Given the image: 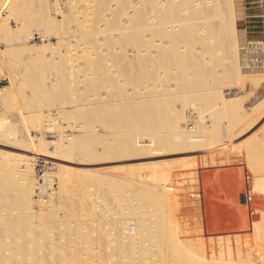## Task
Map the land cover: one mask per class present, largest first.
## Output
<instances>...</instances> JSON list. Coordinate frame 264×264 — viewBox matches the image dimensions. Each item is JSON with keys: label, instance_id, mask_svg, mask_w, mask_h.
I'll list each match as a JSON object with an SVG mask.
<instances>
[{"label": "rangeland", "instance_id": "374dc122", "mask_svg": "<svg viewBox=\"0 0 264 264\" xmlns=\"http://www.w3.org/2000/svg\"><path fill=\"white\" fill-rule=\"evenodd\" d=\"M111 1L0 0V18H10L8 27L0 29V76L6 80L3 88L14 85L13 90L7 92L8 97L3 99L5 104L0 111V119L9 120L11 125L5 137L0 138V174L5 168L8 172H3V176L13 173L10 165L7 166L9 158L5 155L9 154L11 162L17 165L13 168L23 169L21 176L30 178L34 186L31 207L17 197L16 179L10 182L8 175H0V264H20L22 250L27 251L26 248L38 250L44 256L43 264L129 263L124 256L135 251L128 247L123 253L120 245L151 248L157 242L152 239L150 245L151 230L149 236L145 227L142 228L143 237L133 238L143 223L142 216L153 214L158 208L161 215L163 207L168 211L163 210L162 214H171L169 199L162 202L157 197L156 205L151 204L153 201L149 203L150 191L148 194L146 189L156 188L155 184L180 189L174 198L171 197V202H175L172 210L188 230L187 236L198 242L193 244L197 248L192 253L197 252L200 256L199 247H206V264H264V104H260L264 101V84L250 79L243 81L235 73L225 75L217 61L204 67L206 73H214H210L213 74L211 87L202 90L198 86L201 90L197 87V91L184 87L188 78L195 82L196 70L193 68L184 71L181 67L174 75L170 74L176 67L173 61L166 60L170 63L164 64L166 61L160 60L164 66L160 61L159 64L154 62L158 65L156 68L151 62L146 71L148 60L145 58L140 65L141 60L137 62L133 56L137 48L130 43L134 38L131 37L132 30L137 25L136 40L143 46L147 43V48L152 47L148 49L156 50L157 45L153 48V42H147L151 39V32L145 29L146 7L138 3L139 14L145 15L141 14L144 18L135 24V0ZM232 7L236 14L239 62L247 56L258 61L264 56L260 53L264 49V0H232ZM121 23L129 26L132 33L127 34L132 41L116 30L114 24ZM41 31L50 39L47 40ZM28 36L31 38L27 39ZM60 36L65 39L60 41ZM27 42L43 50V61L36 48H31ZM156 42L159 43V39H155L154 44ZM232 44L230 54H233ZM143 46L139 44L137 47L143 50ZM87 55L92 59L99 56L109 58L107 64L111 66L107 65L105 74L92 71L89 64L93 61H87ZM131 55L135 58L134 63L127 66L134 59ZM127 58L131 59L130 62ZM255 65L258 64L242 66L241 69L250 70ZM137 67L142 69L140 73ZM141 71L143 79L139 78ZM147 74H150L149 78ZM152 74H156L155 77ZM161 82L170 83L173 91L163 95L165 103L162 101L160 106L150 108L145 104L152 97L148 91L155 90V85H162ZM2 93L5 94V90L2 89ZM204 93L211 94L214 103L218 102V105L215 103L216 111L213 106L204 114L207 120L212 119L210 131L216 135L213 137L209 132L206 136L209 141L203 139V143H194L197 147L192 144V147L189 144L183 146L168 130L169 114L176 107L185 108L187 123L184 126L189 127L192 119H199L201 102L196 96ZM220 93L224 95L225 103L235 101L236 105L232 109L224 104L222 107ZM185 97L190 101L183 102L187 99ZM184 103L186 105L182 106ZM254 106L258 111L253 110ZM62 107H72L73 110L70 114H58L57 109ZM212 110L218 115L211 117L214 115ZM215 122L218 124L216 129ZM232 124L239 129H227V132L226 127L235 128ZM80 125L84 126L80 127L81 133L79 128L76 130ZM212 125L215 130L211 129ZM156 132L162 137L155 146L159 148L161 145L157 152L142 150L133 158L129 151H117L122 149L121 144L127 138L134 142L139 134L143 136L141 139H147L145 135ZM57 137L66 141L76 138L77 142L69 150L62 151L42 140ZM214 139H220L216 140L218 144ZM41 161L44 173L39 172L36 165ZM27 162L29 166L26 168ZM37 187L41 188L40 196ZM237 192L242 203L239 207L234 203ZM247 193L253 197L250 203L245 200ZM149 207L155 208L153 212L147 211ZM158 210L156 214L159 215ZM117 219L121 222L130 220L125 226L123 224V229L128 230L132 238L124 239V232L118 235L113 225ZM30 237L35 241L32 242Z\"/></svg>", "mask_w": 264, "mask_h": 264}, {"label": "bare ground", "instance_id": "6f19581e", "mask_svg": "<svg viewBox=\"0 0 264 264\" xmlns=\"http://www.w3.org/2000/svg\"><path fill=\"white\" fill-rule=\"evenodd\" d=\"M112 1H114V0H112ZM138 3L144 4L143 6L146 7L145 9L147 10V12L143 9L144 10V13L147 16V17L144 16L145 17V20H146L145 21L146 22L145 23V27H146L145 29L150 30L151 33L149 34V37L151 38L150 40H152V41L148 40L147 42L148 43L153 42V45H151V46H153V48H155L154 46L157 45V47L155 48L156 49L155 51H153L152 49H148V48H152V47L149 46L147 48V46H146L147 43L146 42H145L146 44L144 43L145 44L144 45L145 46V49L142 50V48L137 47V46H139V44H141L143 46V44L139 40H136L137 38H135L136 37L135 35L138 32L137 25L134 28V30H132V32L134 34V35L133 34L131 35V37H134L133 38V41H132V38L127 34V33L130 32L129 31L130 28H129V26H127L128 25V22H126L127 25H124V23H125L124 22L123 25L121 23V25L120 24L119 25H115L114 24V26H116V30L119 33L121 31V33H122V34L120 33L121 35H123V36L125 35L124 38L126 37L127 38L126 40L132 41L130 43H133L132 45L134 47L136 46L137 49H135L136 51L133 50L134 51L133 52L134 53L133 56L136 58L137 62H138V60H141V62L139 61L140 65H141L144 62V59L145 58H146L145 60H148L147 63H146V71H148L147 70V68H148L147 66L149 65L148 63H150V65H152L151 62L152 63H154V62L157 63L160 60H163V61H166V60L169 61V60H171V62L173 61V66H176V67H173V69L171 70L174 73H170V74H174L175 75V73H177L179 71L178 69L181 68V67L184 69V71L187 68H193V69L196 70V74L194 76V77H196L195 78V82H190V81H194V80H192L190 78H188V80H187V77H186V79L184 78L185 81L187 80V83H188V81L191 83V84L190 83L189 84L186 83V85L184 86L186 88V90H188V89L193 90V89L197 88L198 86L202 87V90H204L205 88L206 89L207 88L209 89L211 87L212 81H213V78L211 76L214 74L213 71H210L209 73H206L207 70L204 69V67H207L212 62L217 61L218 66H221L222 67L225 75L226 74L227 75H230L231 73H233V74L235 73L236 74V77L242 79L243 81L246 80V79H248V80L250 79L254 83L264 84V56L263 55L259 57V61H260L261 66L252 67V69H250V70H243V69H241L242 66L245 67V68L248 67V66L251 67V61H253V59L252 58H249L247 56L245 59L243 58L239 62V53L240 52H238V48H237V45H238L237 41H238L239 38H238V33H237L238 31H237V28H236V14H235V12L233 10V7H232V0H135L134 3H133L134 4V6H133V8H134L133 17H134L135 22H136L135 24H137V21L138 20H140L141 18H144L143 16L142 17L140 16L141 14L142 15H145L143 13L139 14V12H138L139 11L138 10L139 9L138 8ZM109 11H112V10H109ZM8 18L7 19L6 18H2V19L0 18V29H2L3 27H5V28L8 27ZM134 19H133V21H134ZM9 27H10V25H9ZM229 27H230V30H229ZM37 32H38V30H37ZM132 32H130V34ZM42 33H43V36H44V33L45 32L44 31L43 32L41 31V34ZM155 35L156 36L159 35V37L157 36L158 38H155L156 37ZM127 36H129V37H127ZM39 37H40V35H39ZM44 37L47 38V40L50 39L49 38V35H45ZM30 38H31V36H28L27 39H30ZM128 38H131V40L128 39ZM58 39L61 41L62 39H65V37L60 36ZM155 39H159V43L156 42V44H154ZM135 42H138V43L135 44ZM231 42L234 44L233 54L231 53L232 55L229 53V51H230L229 46H230V44H232ZM27 43H29V42H27ZM249 43H251V42H249ZM233 44H232V46H233ZM29 45L31 46V48H36L35 50L42 57V59H40V60L43 61V58H45V56H44L45 54H43V55L41 54L43 50L42 49H37V48H40V47H36V45H34L32 43H29ZM125 45H126V43H125ZM148 45H150V44H148ZM253 48H254V46H253ZM125 50H124V52H125ZM263 50L264 49H262V52H260V51H258V52L264 54V51ZM254 52H256V51H254ZM143 53H145V55L143 56V58L142 59H138V58H141V56H142ZM33 54H35V53L33 52ZM103 54L106 55L105 53H103ZM108 54H109V52H108ZM115 54H116V52H115ZM65 55H64V57H65ZM217 55H220V57L217 56ZM247 55H249V54H247ZM88 56L89 55H87V61L90 60L89 61L90 63L93 61L91 64H89V68L90 69H93L92 71L95 70V71L100 72L101 74H105L106 72H104V71H106V69L108 67L107 65H109L107 63H109V61L111 59L110 60H109V58L108 59H105L104 56H101L102 58L99 56L100 58L98 57V58L92 59V57H90V56L88 57ZM111 56L113 57V55H111ZM31 57H32V55H31ZM106 58H107V56H106ZM135 58L132 60L131 63L126 64V65L127 66H130V64L133 65ZM67 60H69V58H67L66 61ZM71 60H73V59H71ZM128 60L130 62L131 59L130 58H127V61ZM66 61H65V63H66ZM167 61H166V63L165 62H163V63L164 64H169L170 62L167 63ZM160 62L164 66V64L162 63V61H160ZM156 63H154V66L155 67H156L157 64H159V63H157V64ZM217 63H216V65H217ZM110 66L111 65H109V67ZM122 66H124V65H122ZM168 66H170V65H168ZM138 68L139 67H137V69ZM141 68H142V66H141ZM141 68H139L138 71L139 70H142ZM88 69H87V71H88ZM114 70H115V67H114ZM152 70H153V68H152ZM143 71H145V69ZM143 71H141V74H140L139 78L141 77L143 79V77H144V76L142 77ZM149 71H151V69ZM109 72H111V71L109 70ZM211 72L213 73L212 75L210 74ZM139 73H140V71H139ZM139 73H138V75H139ZM143 75H145V77H146V73L145 72H144ZM149 75H148V78H149ZM152 75H154V77H155L156 74H152ZM55 80H56V78H55ZM196 81L198 83H200V84H198V85L197 84H193V83H196ZM243 81H241V82H243ZM57 83H58V81H57ZM161 84L162 85H159V84L155 85L156 88L154 86H152L153 88H155V90L153 89L154 91L153 90H149V88H148V90H149L148 91V95L151 97V94H152V97L151 98L149 97L150 99L147 100V101H146V99L145 100H142L143 102L146 101L145 104H147L148 107L154 108L155 106L156 107L158 105L160 106V103H162V101L165 103L164 99L162 98L163 95H166V94H168V92L173 91L172 90L173 89V86L170 83H168V84L167 83L166 84L164 83L163 84L161 82ZM13 86L14 85L12 84L10 87L7 86V87H4V88L3 87L1 88L0 111H1V109L3 107V105L5 104V102L3 101V99L8 97L9 94H7V92L11 88L13 90V88H14ZM200 87H198V88L201 90ZM2 89L5 90V94L2 93ZM195 90L197 91V89H195ZM131 94H132V92H131ZM222 95L223 94L220 95V100L222 99L221 100L222 107H223V104H224V105H226L227 108H231L232 109L236 105L237 102H235V101H230V102L228 101L227 102L226 101L227 103H225L224 102V97H223L224 95L223 96ZM126 96L128 97L127 94H126ZM187 97H185V98H187ZM196 97H198L199 98L198 100H200V102H201V104H200L201 105V109H198V112H199L198 115L199 116H197V117H199V119H197V120H195V119L193 120L192 119L191 120L192 122H190V124L192 126L190 125L189 126L190 128L189 127H185L186 126L185 124L187 123L186 122L187 121V114L185 112V108H183V107L181 108V106H180V108H177L176 107L169 114L170 115V118H169V121H168V127L170 129H168V128L167 129L171 131V135H173V136L176 137L177 142L179 141V144H180V142L183 143V144H181L183 146H184V144H189V145L192 144L193 147H195L196 145L194 146V143H198L199 144V142H201L203 139L206 140V136H208L209 134H211L213 137H214V135H216L215 132L212 134L211 131H210V125L212 124V123L210 124V121H212V119L210 121L207 120L206 119L207 116H205L206 115L205 112H206V110L213 109L215 107V105H216L215 103H217V105H218V102H215L214 103L213 100H212V98H211L212 97L211 94H208V93H204L203 95L196 96ZM123 98H124V96H123ZM188 99L190 101V98H187V99L183 100V102L184 101L185 102H188L187 101ZM142 101L140 102L141 105L143 103ZM140 103H138V104L140 105ZM219 103H220V101H219ZM136 104H137V102H136ZM145 104H143V105H145ZM260 104H264V101L261 102ZM164 105H162V106H164ZM185 105H186L185 103H184V105L182 104V106H185ZM258 105H256V106H258ZM220 106H219V109L222 108ZM102 107H103V105H102ZM147 108H145V109H147ZM71 109L73 110L72 107H62V108H58L57 110H58V114H59V112L60 113L63 112L65 114H68L71 111ZM103 109H105V108H103ZM216 109H217V107L214 108L215 111H216ZM224 109H225V107H224ZM137 110H139V109H137ZM214 110H212V111H214ZM253 110L255 112H256V110L258 111V109H256L255 106H254V109ZM215 111L212 112V114L214 113V115H211V117L212 116H215V115L216 116L218 115ZM209 112L210 111H207L206 113H209ZM125 113L126 112H124L123 114H125ZM145 113H147V112L145 111ZM126 114H128V113H126ZM133 114H134V112H133ZM214 120L215 121H218L216 119H214ZM9 123H10L9 120H6L5 118L4 119H0V138L5 137V133L7 132L6 131L7 128H10V126H11ZM222 123H223V121H222ZM222 123H220V124H222ZM217 125H216V122H215V124H214L215 127L212 125L211 126L212 127L211 129H213V127L216 129V126ZM229 125H231V123ZM236 125H237V123H236ZM82 126L81 125L80 126H76L77 127L76 130H78V128H79L80 133L82 131V129H80V127L82 128ZM220 126H219V130H222V129H220L221 128ZM234 127L235 128H227L226 127V131L227 132H228V130L231 131L230 129H232V131L233 130H236L237 127L236 126H234ZM215 129H213V130H215ZM237 129H239V128H237ZM167 132H169V131H167ZM224 132H223V134H224ZM86 133H88V132H86ZM231 133L232 132H229L228 134H231ZM154 134L152 133L151 135H145V137L147 136V139H141L143 136H140V134H139L138 135L139 138L137 137L136 141H135V139H133L134 142L130 141L131 139L127 138V140L124 142V144H121L123 146L122 149L121 150H118L117 148L116 149H117L118 152L129 151V155L130 156L131 155L132 156L134 155L136 157L139 156V154H140V152L142 150H150V151H148L150 153H151L152 150H155L157 152L161 148V145H158L159 148H157L155 146L157 145L158 142L160 143V140H161L162 137H160L159 135L157 136V132L154 133ZM225 136L222 137L223 138L222 139L223 141L225 139ZM63 139H64L63 137H60V138L57 137V139L56 138H54V139H46V138H43L42 140L44 142H46V140H47V143H52L53 145H55V148L57 150H62V151L69 150V148L74 144V142H77L76 141L77 140L76 138L75 139L70 138V139H68V141L63 140ZM212 140H213V138H212ZM216 140L218 142V140H220V139H216ZM216 140H215V142H216ZM222 140H221V143L223 144ZM206 141H209V140H206ZM201 143H203V141ZM227 143H228V141H227ZM152 148H154V149H152ZM186 149H188V148H186ZM162 151L164 152L163 148H162ZM45 152H48V151L46 150ZM107 152L109 153V151H107ZM154 154H155V152H154ZM163 154H165V153H163ZM108 155L110 156V154H108ZM149 155H148V157H149ZM5 156L9 158V159L7 158L8 159L7 160V166L10 165L9 167H11L10 169H12V172H13L11 174H9L10 173L9 172L6 175H8V177H10L9 178L10 179V182L11 181L13 182V180L16 179V184H17V197L19 198L20 202H22L23 204L25 203L26 205H31V207H32V205H33L32 193L34 191L33 181L30 178H28L27 176L26 177H22L20 173L23 171V169L13 168V166H15V163H13V161L11 162L12 158H10V155L9 154H6ZM117 156H118V154H117ZM134 156H133V158H134ZM171 161H172V159H171ZM219 161H221V160H219ZM161 163H163V162H161ZM27 164L28 165L26 166V168L29 166V163L28 162H27ZM151 164H154V163H151ZM15 167H17V165ZM4 170L7 171L6 168ZM5 171H2V173L3 172L6 173ZM2 173L0 174L1 176L4 175V173H3V175H2ZM13 174L16 175L15 176L16 178L13 176ZM6 175L3 176V177H7ZM262 178H264V177H262ZM4 180H7V178L6 179L4 178ZM162 182H164V180ZM155 185H157L156 188H152L151 185H150L151 188L146 189L147 192L150 191V195H148V196H150L149 197L150 199L147 197L149 199V203H150V201L151 202L153 201L151 203L153 205L154 201L155 202L157 201L156 200L157 197L162 202H164L167 199H169L170 201H168V204H169L168 205V208L171 211V214H170V212H167L168 214L167 213H163L162 214V211L163 210L164 211H168V210H165V207H163V210L161 211V215H160V209L158 207H156V209L157 208L159 209V210L157 209L159 211V215L156 214L157 213L156 212L157 210H155V213H153V214H150V215H147L146 214V216L145 215L142 216L143 217V223L139 225V230H138L137 233H135V236L133 238L137 240L138 238L140 239L141 237H143L144 236V231H143L142 228L145 227L147 229L146 233H148L149 230H151L150 234L152 236L149 239V240H151L150 245L152 243V239H154L155 241L157 240V242L155 244H153L151 246V248L149 246L148 247L147 246L144 247V246H141V245L134 246V248L131 245L126 246V247L123 244L120 245L119 246V249L121 251H123V253L125 252V250L128 247H130V248H128L129 250L131 249L130 251H132V252H133V250L135 251V253H133V254L132 253L131 254L126 253L127 255L124 256L125 259L129 260V263H127V264H206L205 261H204V257H205L204 256L205 255V251L204 250L206 249V247H199L200 248L199 249L200 250V253H199L200 256L197 255V252L196 253H192V251H194L197 248V246H194L193 244L194 243H198V242L195 241L194 239L192 240L190 237L187 236L188 230L185 229L184 224L176 216L174 210H172L173 207L175 206V204L173 205V203H175V202H173V203L171 202V197L174 198V194L177 195L176 192L180 191V189H178L176 187H170V186L168 188H166V187H164L165 184H164L163 187H158L159 184H155ZM241 187H242V185H241ZM241 187H239V190L240 191H241ZM242 190H243V188H242ZM248 193H252V192H248ZM148 194H149V192H148ZM238 195H239V193L237 195H235V197H234L235 200L232 199L231 196H230V198L232 200L236 201L234 203H235V206H237V207H239L240 205H242V203L240 202V199L238 198L239 197ZM252 199H253V197H252L251 194H248L245 197V200L248 201V203H250ZM174 201H176V200H174ZM154 204L156 205V203H154ZM228 206L230 207V204ZM151 207H153V206H151ZM248 207L251 208L252 206L250 204H248ZM154 209L153 208L150 209V207H149L147 211H150V213H151V212H153L152 210H154ZM176 209H177V206H176ZM239 210H241V208ZM146 213H148V212H146ZM247 213H248V211H247ZM247 213H246V215H247ZM164 214H166V215H164ZM131 219H133V218H131ZM122 221H124V220H122ZM129 221L130 220H126L125 222H121L120 220L117 219L116 220V223L113 224L114 227H115V229L117 230L118 235H120L121 233L124 232V235H125V238L124 239L129 238L131 236L128 230L125 231V228L123 229V224L125 226ZM131 221H133V220H131ZM120 226H122V227H120ZM166 232H167V234H166ZM150 234H149V236H150ZM192 236H193V233H192ZM131 238H132V236H131ZM235 238H236V235H235L234 239ZM30 239H31L32 242L35 241V240L33 241V238H31V237H30ZM239 242H236V243H239ZM26 249H27V251H25L24 249L22 250L23 258H21V260L19 261L20 264H43L42 263V259L44 258V256L41 255V253L38 250H36L35 248H26ZM37 253H38V255H37Z\"/></svg>", "mask_w": 264, "mask_h": 264}, {"label": "built area", "instance_id": "2783aa9c", "mask_svg": "<svg viewBox=\"0 0 264 264\" xmlns=\"http://www.w3.org/2000/svg\"><path fill=\"white\" fill-rule=\"evenodd\" d=\"M255 62H256V63H255ZM254 64H258V65H255L254 67L261 66L260 61H259V58H258V61H251V65H254ZM5 82H6V80L0 76V96H1V88L3 87V84H4ZM41 163H42V161H41L39 164L37 163L36 165L39 167V172L44 173V172H43V171H44V168H41V166H42ZM42 167H44V165H43ZM36 190H38V194H39L38 196H40V195L42 194L41 188H38V187H37ZM40 198H41V197H40ZM131 230L134 231V230H135V227L132 226V227H131Z\"/></svg>", "mask_w": 264, "mask_h": 264}]
</instances>
